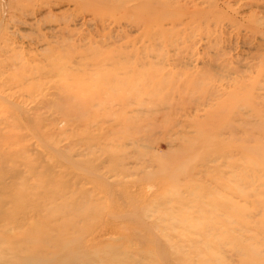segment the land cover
Masks as SVG:
<instances>
[{
    "label": "rangeland",
    "instance_id": "374dc122",
    "mask_svg": "<svg viewBox=\"0 0 264 264\" xmlns=\"http://www.w3.org/2000/svg\"><path fill=\"white\" fill-rule=\"evenodd\" d=\"M57 1L0 0V264H264V0Z\"/></svg>",
    "mask_w": 264,
    "mask_h": 264
},
{
    "label": "bare ground",
    "instance_id": "6f19581e",
    "mask_svg": "<svg viewBox=\"0 0 264 264\" xmlns=\"http://www.w3.org/2000/svg\"><path fill=\"white\" fill-rule=\"evenodd\" d=\"M42 1H44V3L43 4H45V2L46 3H50V2H52V0H42ZM57 1V0H56ZM63 1V0H62ZM35 2V1H34ZM58 2V1H57ZM59 2H61V0L59 1ZM59 2H58V4H59ZM64 2H66V1H64ZM142 2H144V1H142ZM146 2V1H145ZM38 3H39V0H38ZM55 4V3H54ZM38 5V4H37ZM49 6V5H48ZM34 7V6H33ZM38 7H40L39 5H38ZM25 8V7H24ZM41 8H44V7H42V5H41ZM30 10V9H29ZM37 12V11H36ZM39 12V11H38ZM42 12V11H41ZM40 13V12H39ZM36 15V14H35ZM65 24V23H64ZM64 24H63V28L65 27L64 26ZM66 25L68 26V24L66 23ZM61 30V29H60ZM64 30V29H63ZM98 53V52H97ZM116 56V55H115ZM100 58H105V57H103V56H101ZM59 61V60H58ZM100 61V60H99ZM127 61H129V60H127ZM61 63V62H60ZM126 63V62H125ZM53 64H55V63H53ZM57 64V63H56ZM42 68V67H41ZM62 68V67H61ZM60 68V69H61ZM52 69V68H51ZM60 69L58 70V71H60ZM29 71V70H28ZM115 71H116V74L114 75V79H115V77L118 79L119 77L117 76V70L115 69ZM129 71H125L123 74V77H120L121 79L122 78H126V80H128L129 79V73H128ZM90 75H92V74H90ZM97 75V74H96ZM103 75H104V73H103ZM107 75V74H106ZM110 76V75H109ZM100 77H102V75H100ZM110 77H102V78H100V81H98V83H103V85H105L106 83H108V84H112L111 83V80L109 79ZM93 79V78H92ZM114 79L112 80V81H114ZM91 80V79H90ZM99 80V79H98ZM19 81V80H18ZM63 82V81H62ZM91 83V82H90ZM122 86L124 85V82L122 81ZM83 84H86L85 82L83 83ZM92 84L93 83H91V85H87L86 87L88 88V87H91L92 86ZM96 84V83H95ZM95 84H93V86L95 85ZM61 85V84H60ZM107 85V84H106ZM126 85V84H125ZM112 86H113V84H112ZM121 86V87H122ZM61 87V86H60ZM83 87H84V85H83ZM95 87V86H94ZM97 87V86H96ZM98 87H100L101 88V86H98ZM111 87V86H110ZM118 87V85H115V87H114V89H115V91H116V89H118L117 88ZM120 87V88H121ZM93 88V87H92ZM100 88H97L98 90L100 89ZM86 89V88H85ZM90 89V88H89ZM106 89V88H105ZM126 89H128V84L126 85ZM97 90V91H98ZM94 92V91H93ZM96 92H94V95H96L95 94ZM100 93V92H99ZM117 95V94H116ZM72 96H73V94H72ZM74 97V96H73ZM72 97V98H73ZM77 97V96H76ZM64 98V97H63ZM116 98V97H115ZM66 99L67 98H64L63 99V101L62 102H66ZM75 99V98H74ZM65 100V101H64ZM80 100H83V99H80ZM79 101V100H78ZM93 101V100H92ZM80 102V101H79ZM83 102H85L84 100H83ZM87 103V102H86ZM90 103V102H89ZM88 104V103H87ZM86 104V105H87ZM91 104V103H90ZM90 104H88V105H90ZM94 105V104H93ZM64 106V105H63ZM75 107V106H74ZM85 107V106H84ZM87 107H89V106H87ZM92 107V106H91ZM91 107H90V109H91ZM86 108V107H85ZM89 110V109H88ZM67 113V112H66ZM94 116H96V115H93V118H94ZM91 117V116H90ZM90 117H89V119H90ZM97 117V116H96ZM87 121V120H86ZM95 121V120H94ZM98 122V121H97ZM125 172H126V170H125ZM79 246V245H78ZM77 247H75V248H73L72 250H71V253H76L75 252V250L76 251H80V252H82V250L80 249L81 248V246H79L77 249H76ZM85 250H83V252H84ZM87 252V251H86ZM76 254H78V253H76ZM84 254V253H83ZM45 262H48V260L47 261H45ZM71 262V263H70ZM61 264V263H60ZM62 264H87L86 263V261H84V259L82 258V256H81V254L80 255H76L72 260H70V259H68V258H65V260H63V262H62Z\"/></svg>",
    "mask_w": 264,
    "mask_h": 264
}]
</instances>
